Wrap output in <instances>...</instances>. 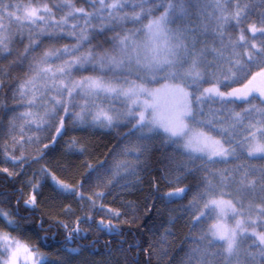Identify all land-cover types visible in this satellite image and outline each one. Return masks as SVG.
I'll return each mask as SVG.
<instances>
[{"label":"snow or ice","instance_id":"snow-or-ice-1","mask_svg":"<svg viewBox=\"0 0 264 264\" xmlns=\"http://www.w3.org/2000/svg\"><path fill=\"white\" fill-rule=\"evenodd\" d=\"M69 133L116 143L70 159L71 182L33 168L61 143L93 155ZM0 137L18 169L0 168V264H74L93 233L111 237L101 264H160L180 221L179 264H264V0H0ZM45 189L74 221L36 222Z\"/></svg>","mask_w":264,"mask_h":264},{"label":"trees","instance_id":"trees-1","mask_svg":"<svg viewBox=\"0 0 264 264\" xmlns=\"http://www.w3.org/2000/svg\"><path fill=\"white\" fill-rule=\"evenodd\" d=\"M129 27H131V25H129ZM69 135H76V136H81L84 137L87 142L90 145L89 151L93 152V155L88 156V157H81L79 159L75 158V157H66L63 155V143H61V145L59 146V148L52 152L49 156L45 157L44 160L40 161L39 164H35L33 165V168H39L41 165H46L51 171L55 172L57 174V176H59L61 179H65L68 180L69 182H71V177L72 175H74V171L75 170H71V171H62V169L67 168L68 166V161L71 159L76 165H79L80 161L82 159L87 158L89 160L90 163L95 164L100 160H103L105 155L108 152V148H111L115 143V139H113L110 136L104 135L103 133H97L96 135H85L84 133H69ZM3 137H0V143L3 142ZM65 139H67V137H65ZM107 144V147H104V145ZM252 163H261L260 161H252ZM3 167H8L10 169V171H17L18 169L16 167H14L11 163L5 164L3 162L2 159H0V168ZM82 171V169H81ZM31 173L29 172V175ZM79 177H77L78 179ZM13 183L10 180H6L5 179V174L0 172V192H7L9 195L12 194V187H13ZM17 187H20L22 185L17 184ZM146 187V186H145ZM165 191H167V189H164ZM27 191V190H26ZM120 190L119 188L114 189L113 190V194L115 195L116 193H118ZM51 192L49 189H45L44 190V197L43 198H39L40 199V206L39 209L34 213V218L36 220L37 223H39V218L41 216V213L43 212L46 216H51L53 218H60V219H65V220H69V221H74L75 217H67V216H62L61 213L63 211V206H67L69 204H71V206L73 207V209L77 208V205L75 202L71 201V200H67V201H62L60 199H50L51 197ZM146 195L145 193H139L137 196H127V197H123L124 199H131V200H137L143 199V196ZM3 197H0V200H2ZM112 200V196H109L108 199L105 201V203H109ZM45 201H47L45 203ZM186 203V201H184ZM12 203L14 204L15 201L13 200ZM111 207H119V203H115V204H110ZM160 209L161 212L163 213L162 216H157L155 217V221L157 223H160L161 221H164L168 218V210L166 208H164L163 205H157ZM0 207L5 208V209H9V205L6 203H0ZM169 207H175V205H170ZM21 211H23V209H21ZM83 213L81 212H77V215H82ZM97 219H99V217H97ZM105 219H108L107 216H105ZM123 219V218H122ZM140 223H143L142 221ZM151 226V221L149 222V225ZM0 227H3L2 222H0ZM45 227H47V225H45ZM81 227L86 228L88 227L87 225H81ZM164 227H170L169 225L165 224ZM142 231H147V226L141 229ZM176 235L173 237H169V241H170V245L166 246L168 248V255L167 256H163L159 258L160 264H168V260L169 258H173V264H179L180 259L183 257L184 255V250L181 248V244L182 241L184 240V236L185 234L188 232V227L184 224L183 221L178 222L175 227H173L172 229ZM163 233V228L160 229V232L157 233L155 238H158L160 234ZM16 233H14L15 235ZM40 236H44V235H51V233H45V232H40L39 234ZM148 235V239L151 241L154 239L153 234L152 233H147ZM29 237L31 238V243H33L34 245H39L40 246V250L44 253H47L51 258L55 259L58 256H61L62 253H60L57 248L52 247H44L43 245L40 244V240L37 236L29 233L27 236H25V239H29ZM60 239H63V233H61V236L59 237ZM111 237L105 235V234H99V236L97 237V235L95 233H93L92 235H89L87 239L84 240H78L76 242L75 245H69L70 247H74L77 246L79 244H85V245H89L91 243V241L93 240H97L98 242L95 244V249L96 252L98 254H91L88 251H85L83 256H80L77 258L76 261H74V264H98V260H105L107 258V249L104 247V241L110 239ZM187 243H191V241H188ZM147 247V245L145 246ZM116 255L118 256L119 254L116 253ZM154 259V264L156 262V257L153 258Z\"/></svg>","mask_w":264,"mask_h":264},{"label":"rangeland","instance_id":"rangeland-1","mask_svg":"<svg viewBox=\"0 0 264 264\" xmlns=\"http://www.w3.org/2000/svg\"><path fill=\"white\" fill-rule=\"evenodd\" d=\"M102 261H103L102 259L101 260H98V264H101Z\"/></svg>","mask_w":264,"mask_h":264}]
</instances>
